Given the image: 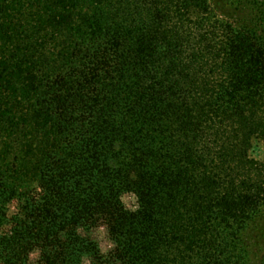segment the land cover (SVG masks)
Segmentation results:
<instances>
[{
  "label": "trees",
  "instance_id": "1",
  "mask_svg": "<svg viewBox=\"0 0 264 264\" xmlns=\"http://www.w3.org/2000/svg\"><path fill=\"white\" fill-rule=\"evenodd\" d=\"M259 139L264 0H0V264H264Z\"/></svg>",
  "mask_w": 264,
  "mask_h": 264
},
{
  "label": "rangeland",
  "instance_id": "2",
  "mask_svg": "<svg viewBox=\"0 0 264 264\" xmlns=\"http://www.w3.org/2000/svg\"><path fill=\"white\" fill-rule=\"evenodd\" d=\"M250 157L256 161H264V140L259 139V140H254L253 141V146L250 151ZM126 198V203L130 208L135 207L134 200L132 198L125 197ZM100 234V239H101V245L104 251L109 250L111 248V243L106 237V232L101 229Z\"/></svg>",
  "mask_w": 264,
  "mask_h": 264
}]
</instances>
